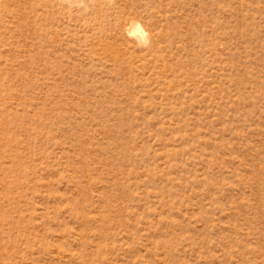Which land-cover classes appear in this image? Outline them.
I'll return each mask as SVG.
<instances>
[{
  "label": "rangeland",
  "instance_id": "obj_1",
  "mask_svg": "<svg viewBox=\"0 0 264 264\" xmlns=\"http://www.w3.org/2000/svg\"><path fill=\"white\" fill-rule=\"evenodd\" d=\"M78 3L0 0V264H264V0Z\"/></svg>",
  "mask_w": 264,
  "mask_h": 264
},
{
  "label": "clouds",
  "instance_id": "obj_2",
  "mask_svg": "<svg viewBox=\"0 0 264 264\" xmlns=\"http://www.w3.org/2000/svg\"><path fill=\"white\" fill-rule=\"evenodd\" d=\"M84 0H79L78 6L83 7ZM125 34L130 40L135 41L138 48H148L151 45L152 37L144 24L137 20L132 23L130 30L126 29Z\"/></svg>",
  "mask_w": 264,
  "mask_h": 264
},
{
  "label": "bare ground",
  "instance_id": "obj_3",
  "mask_svg": "<svg viewBox=\"0 0 264 264\" xmlns=\"http://www.w3.org/2000/svg\"><path fill=\"white\" fill-rule=\"evenodd\" d=\"M130 30V28H128Z\"/></svg>",
  "mask_w": 264,
  "mask_h": 264
}]
</instances>
